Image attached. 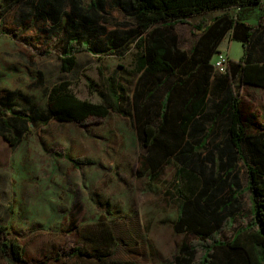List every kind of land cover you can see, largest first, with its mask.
<instances>
[{
  "label": "trees",
  "instance_id": "1",
  "mask_svg": "<svg viewBox=\"0 0 264 264\" xmlns=\"http://www.w3.org/2000/svg\"><path fill=\"white\" fill-rule=\"evenodd\" d=\"M262 2H119L134 17L137 35L130 32L104 45L93 43L87 32L106 22V0H15L21 4V24L32 18L57 25L64 22L62 73L75 70L80 53H89L97 60L105 55L120 58L125 49L122 45L133 36L137 54L127 83L109 76L101 90L90 84L100 103L78 98L67 81L45 89V107L18 91L5 92L0 97V135L17 147L35 124L47 125L54 120L87 126L91 119L107 118L110 111L122 116L131 111L141 150L140 174L156 181L174 162L183 165L176 187L180 199L176 229L187 231V239L168 264H264V124L257 113L242 108L246 87L264 90V8L258 24L242 17ZM217 11L223 13L192 25L197 40L190 51L182 49L177 26L188 24L193 16ZM226 39L241 43L243 55L238 61L229 58L226 72L219 73L215 59L222 54ZM39 77L41 85L43 77ZM128 86L133 88L132 94ZM219 130L225 140L204 156L214 142L211 137ZM68 160L78 163L70 157ZM241 166L246 185L240 176ZM245 192L250 193L251 220L230 242L223 241L221 235L234 227L235 211ZM23 252L12 239L1 244V253L15 261Z\"/></svg>",
  "mask_w": 264,
  "mask_h": 264
},
{
  "label": "rangeland",
  "instance_id": "2",
  "mask_svg": "<svg viewBox=\"0 0 264 264\" xmlns=\"http://www.w3.org/2000/svg\"><path fill=\"white\" fill-rule=\"evenodd\" d=\"M126 1L106 0V22L87 32L93 43L105 45L130 32L137 35L134 17L118 4ZM20 5L0 0V97L18 91L45 107V89L67 81L78 98L100 103L91 83L101 90L109 76L128 82L137 54L134 36L122 45L120 58L105 55L97 60L80 53L75 70L62 73L64 22L32 18L21 24ZM222 13L196 15L188 24H179L180 47L190 51L195 44L192 25ZM259 16V9L242 14L254 24ZM230 42L224 41L221 53L238 61L242 44ZM242 108L257 113L264 124V90L246 87ZM131 113L110 111L107 118L91 119L87 126L54 120L35 124L17 147L0 135V264H168L180 252L187 239V231L176 229L180 206L176 187L183 165L174 162L156 181L141 175V150ZM224 137L217 131L203 155L215 151ZM241 170L245 184L244 166ZM239 203L234 227L221 235L223 241L230 242L251 220L250 193L240 196ZM6 238L23 248L19 261L1 253Z\"/></svg>",
  "mask_w": 264,
  "mask_h": 264
},
{
  "label": "built area",
  "instance_id": "3",
  "mask_svg": "<svg viewBox=\"0 0 264 264\" xmlns=\"http://www.w3.org/2000/svg\"><path fill=\"white\" fill-rule=\"evenodd\" d=\"M228 63L229 57L227 55L220 54L214 64L215 71L219 73H225L228 67Z\"/></svg>",
  "mask_w": 264,
  "mask_h": 264
},
{
  "label": "crops",
  "instance_id": "4",
  "mask_svg": "<svg viewBox=\"0 0 264 264\" xmlns=\"http://www.w3.org/2000/svg\"><path fill=\"white\" fill-rule=\"evenodd\" d=\"M264 8V0H263V2H262V4L258 7V8H256V9H254V10H251V11H249V12H247L249 15H251V14H253L254 13V11L255 10H257V9H259L260 10V16H259V18H258V22H259V19H260V17H261V10ZM246 22H248V23H250V24H254V23H252V22H249V21H247V20H245ZM258 22L256 23V24H258ZM229 45H231V42L229 43ZM229 57V56H228ZM231 59V58H230Z\"/></svg>",
  "mask_w": 264,
  "mask_h": 264
}]
</instances>
